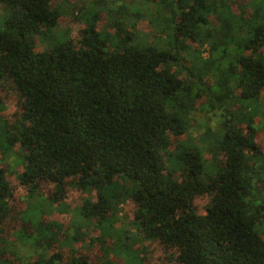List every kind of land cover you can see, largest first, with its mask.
<instances>
[{
	"label": "trees",
	"instance_id": "trees-1",
	"mask_svg": "<svg viewBox=\"0 0 264 264\" xmlns=\"http://www.w3.org/2000/svg\"><path fill=\"white\" fill-rule=\"evenodd\" d=\"M102 2L74 18L106 17ZM71 3L0 0V264H141L129 244L150 241L166 264H264V0L121 4L113 49L92 22L51 33ZM199 108L224 110L200 144ZM127 201L132 231L116 226Z\"/></svg>",
	"mask_w": 264,
	"mask_h": 264
},
{
	"label": "rangeland",
	"instance_id": "rangeland-1",
	"mask_svg": "<svg viewBox=\"0 0 264 264\" xmlns=\"http://www.w3.org/2000/svg\"><path fill=\"white\" fill-rule=\"evenodd\" d=\"M91 1L93 0H71V5H62V16L60 17L59 22L56 26L53 27L51 33H60L64 29H66L67 32H65L62 37H74L76 38L81 30V28H84L87 23L92 22V25L94 28L98 31V36L101 39L107 40L109 49H113V43H111L105 35V32L107 29L112 31L111 25L113 24V21L118 19L121 16V4L129 5H140L142 0H103L102 6H104L103 14L106 15V17H100L97 16L95 19L91 18L92 11L85 12L84 15L80 20L74 18L73 15L78 14L79 7H89L91 5ZM62 4V3H61ZM74 7V8H72ZM149 11H153V6H148ZM83 10H81L82 12ZM3 13V7L0 4V14ZM148 20L149 18L146 16L140 20H138L137 26L139 31L142 33L146 32L148 30ZM3 23V17L0 16V25ZM163 38V37H162ZM54 41H57L56 38H42L41 36L36 37V49H46L47 47L51 46ZM137 41V39H136ZM135 43V42H134ZM151 44V43H150ZM204 50L202 52V55H206V45L203 46ZM6 85L5 87V94L4 95V106L1 109V112H3L6 115H12L14 111L16 110V104H17V97L18 93L16 92L13 84L10 81H4L1 82ZM3 84V85H4ZM262 100V99H261ZM263 103H264V95H263ZM261 101V102H262ZM264 105V104H263ZM223 109H215V110H207V109H197L194 110L189 114L190 117V129L189 133L191 138H193L195 143L200 144L201 143V136L204 135L207 132L211 133H217L219 131V128L222 125V122L224 120ZM260 119V117H256V119ZM261 137V142L264 144V131L259 132ZM204 153L206 156H209L208 149L204 148ZM9 162L14 164L15 161L13 160V157L9 158ZM70 197H73L74 195H68ZM77 200V198H76ZM35 202V200H33ZM209 203V197L208 196H197L194 199V206L195 210L199 214L205 213V208ZM132 207L133 204L131 201H127L120 205L118 210V220L116 222L117 229L122 230H133V226L131 225V219H132ZM58 219L60 218L58 213H53L46 217V219ZM130 247L136 248V250L139 251V257H141L143 260L141 264H166L163 262L161 256H162V249L160 245L157 242H139V244H129ZM16 249L18 250L19 254L24 257V260L26 261L31 257L33 254L32 249L28 245H24L23 243H18L16 245ZM113 263L114 264H132L127 263L119 254L112 255ZM136 264H140L139 259H134L133 261Z\"/></svg>",
	"mask_w": 264,
	"mask_h": 264
}]
</instances>
